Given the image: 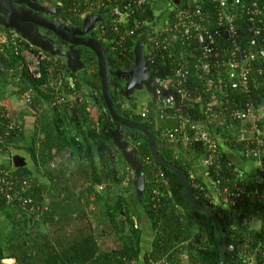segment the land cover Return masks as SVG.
Masks as SVG:
<instances>
[{"label":"built area","instance_id":"obj_1","mask_svg":"<svg viewBox=\"0 0 264 264\" xmlns=\"http://www.w3.org/2000/svg\"><path fill=\"white\" fill-rule=\"evenodd\" d=\"M154 1L71 0L68 9L81 18L99 15L97 40L124 65L134 64V46L143 41L149 75L160 89H156L154 102L150 99L149 103L137 104L134 111L152 125L160 141L176 147H196L204 153L201 165L206 172L212 171L208 184L197 182L192 170L188 178L198 196L210 203L216 198L229 209L250 195L264 197V99L258 101L255 96L260 79H264V0H182L174 6L168 2L169 10L157 22L143 16ZM43 69L47 81L40 85L41 91L53 93V106H68L80 120L98 92L77 88L73 81L69 92L59 90L57 85L68 76L58 57L0 26V73L19 76L25 70L30 77L40 79ZM54 75H58L55 87L50 83ZM35 93L29 87L25 94L27 105H33ZM4 117L9 121L2 140L23 127L8 112ZM221 144L239 147L244 158L259 163L261 174L246 176L235 168L237 177L232 187L229 183L222 186V181L230 180L221 174ZM146 162L151 164L147 159ZM132 176L133 173L127 179ZM158 181L165 182L163 172L158 173ZM257 185H262L260 190ZM30 188L29 181L13 168L0 167V197L16 215L38 210L32 197L25 194ZM160 188L158 184L153 189L154 201L161 199ZM230 231L226 252L232 263L264 264V236L240 237Z\"/></svg>","mask_w":264,"mask_h":264},{"label":"trees","instance_id":"obj_2","mask_svg":"<svg viewBox=\"0 0 264 264\" xmlns=\"http://www.w3.org/2000/svg\"><path fill=\"white\" fill-rule=\"evenodd\" d=\"M61 1L65 5L70 6L71 0ZM167 1L171 6H174L169 0ZM152 5L147 6L143 16L150 20L154 18L157 22L161 14L159 12L156 13ZM205 7L208 11H211L208 2H205ZM79 11L83 12V9ZM132 43L133 41L130 42V46H133ZM61 63L63 71L65 70L66 74L74 76L73 73L71 74L67 70L65 63L63 61ZM92 67H95L94 74L91 77H87L86 74L81 75L80 82L89 89H94L98 92V97L95 98V101L104 107L106 117L110 118L101 96L96 64L94 63ZM2 77H6V75L0 73V79ZM46 81L47 73L44 69L40 79L30 77L25 70L19 75L17 83L21 86V89L19 88L21 94L27 93L29 87L35 89L36 93L34 94L32 105L35 110H37L35 102L41 106L44 101L50 100L53 96L51 93L41 91L40 85ZM79 83L75 84L77 88L81 85ZM255 96L258 101L264 99V79L262 78L259 81L258 90L255 91ZM113 99L115 101V98ZM58 108V106H55L53 110L58 111ZM134 108L135 105L129 110L119 109V112L124 118L134 122H141L140 116L132 111ZM81 109H84V106ZM62 111L69 117L67 118L73 127L90 124L89 111H85L84 114L82 110L84 115L80 120H77L73 110L69 109L68 106L63 105ZM7 112L9 114L13 113L8 99L4 97L3 102L0 103V140L2 138L5 139V129L9 118H5L4 115ZM13 118L21 123L15 117ZM48 123L49 126L45 127V130H50L49 135L45 137L48 142L45 147L48 153L40 150L41 153L38 155L34 139L27 146L18 145L24 136L23 127L21 130H13L6 137V140H2V143H0V156L7 155L12 159L14 149L26 152L25 154L29 157L32 168H17L7 164L1 167L13 168L17 175L29 181L31 188L25 194L32 197L35 207H39L33 213L21 212L16 215L4 198L0 197V210L6 214L5 218L8 221L7 227L9 228L6 239L0 240V264L2 260L9 258H15L16 264H133L134 261L139 259L140 255L141 231L139 227L135 226L127 195L121 191V188L126 191L130 189L134 178L127 179V176L133 171L126 164L120 151L116 149L112 142L113 122L111 121L112 128L104 135L98 134L92 127V129L89 128V133L92 137L91 141L80 142L72 139L73 142L68 143L70 145L64 143L67 142L68 137L67 140H63L66 135L63 131H60V128L64 126L61 118H56V115L52 114ZM143 123L153 130L152 125L148 121ZM122 135L123 138L127 139L130 136H134L133 145L137 148L142 163L145 177V194L142 199L143 216L148 218L155 233L161 226L164 229L162 233L156 234L153 241V249L145 257V262H148L149 259L156 262L168 255V260L172 264H177L174 263L173 257L180 254L183 248H177L175 251L172 250V252L171 249L174 246V242L183 233L180 231L181 223L179 222L181 210L190 218L184 224L186 226L185 239L190 235L193 222L197 220L201 222V233L196 234L189 241L188 249L194 250V245L201 243V236H205L208 239L204 245L205 248L200 249L198 255L191 254L189 256L191 264H218L219 251L210 218L192 209L186 199L183 185L174 173L154 165L144 135L138 131L126 128L122 130ZM55 138H59L61 141L58 142V139ZM73 148L83 151L89 157V165L85 166L81 163L70 167L66 162L62 161L57 162V164L52 163L55 157L62 155L66 151L70 153L69 155H73ZM236 148L239 149V147ZM157 149L162 159L184 170L188 178L192 162L201 161L204 156V153L196 147L183 148L170 145L158 146ZM113 153H115V156H113ZM176 154L177 157H175ZM38 156L42 158L41 162H38ZM95 158L97 163L94 161ZM146 159L151 164H148ZM219 164L221 165V174L225 179L230 180V182L222 181L221 185L224 186L229 183L232 187L234 179L237 177L234 170L235 166L225 159V156H223ZM159 172L165 174V182L158 181ZM207 172L210 175L212 171L210 169ZM258 173L261 174L257 168L251 175L255 176ZM158 184H161L160 190L163 189L159 202L152 199L153 189ZM84 185H86L85 188L79 190L78 193L75 192V190ZM99 186H102V189H98ZM261 186L257 185V188L260 190ZM193 193L200 200H204L194 190ZM90 202L91 205H89ZM154 204H156L155 207ZM97 210H100V213H97ZM224 210L226 217L223 222L225 226L227 225L228 241L230 230H233L240 237L251 234L257 239L263 238L264 197L258 198L255 194L250 195L232 209L233 211L237 210L238 213H234L231 209L230 211ZM237 214L247 217L256 214L261 221V227L258 231L249 230L247 226L239 228L238 224L243 221V218L237 221V224L234 225L233 223V225L228 226V222L232 220L231 217H237ZM30 219L32 222H30ZM98 220L100 223L97 225L95 223V226L93 223ZM126 228L128 235L124 232ZM101 236H104V242L110 238L108 243H104L108 248L107 250L101 249L102 244L99 242ZM224 264H237V262L232 263L230 255L227 253Z\"/></svg>","mask_w":264,"mask_h":264},{"label":"water","instance_id":"obj_3","mask_svg":"<svg viewBox=\"0 0 264 264\" xmlns=\"http://www.w3.org/2000/svg\"><path fill=\"white\" fill-rule=\"evenodd\" d=\"M170 2L179 5L182 0H170ZM51 15H53V11L49 6L37 4L32 0H0V26L7 30H14L46 54L60 58L71 73L83 72L86 67L82 61L80 50L76 47H83L94 55L97 63V75L100 80L101 96L108 116L114 124V129L111 132L112 142L135 174V179L131 185L133 201L138 204L141 203L145 194V177L138 150L132 145L135 139L133 136L124 139L122 135L124 128L138 131L145 136L154 165L174 173L182 183L186 199L192 209L210 218L219 251L218 264H224L227 254V232L223 222L224 216L220 215L222 208L195 196L185 171L161 158L158 153V146H170V143L160 141L147 124L131 121L124 118L119 112L121 106L115 103L112 95V89L119 87V85L115 84L110 77L111 64L115 60L111 54H108L107 48L90 34L93 25L100 21L101 17L99 15H87L80 27H73L68 26L66 22L53 21L47 17ZM56 39L59 40V44L55 41ZM67 45L69 46L65 49ZM134 56L133 67L124 70L126 78L123 92L127 94L133 90H145L151 95V101L154 102L157 97L156 89L160 88L149 75L142 40L135 44ZM162 94L166 96L167 93L163 91ZM12 162L17 168H32L29 157L21 150H13ZM243 217L245 216L241 215L237 220H241ZM30 222H32L31 219ZM3 263L15 264L16 259H4Z\"/></svg>","mask_w":264,"mask_h":264},{"label":"crops","instance_id":"obj_4","mask_svg":"<svg viewBox=\"0 0 264 264\" xmlns=\"http://www.w3.org/2000/svg\"><path fill=\"white\" fill-rule=\"evenodd\" d=\"M59 60L62 62L60 58ZM94 71H95V67H91V70H90L91 73H88L87 77H91V75L94 74ZM80 76L81 75L74 73V76L67 77L66 81H63L64 85L63 83H60L57 85L58 89L61 91L64 90L66 92H69L68 87H70L72 81L74 82V85L79 83L80 78H81ZM79 84L82 85V86L80 85V87H83L88 91L90 90L85 84H82L81 82ZM23 97L18 87H13L12 91H10V93H6L5 95V98L8 99L9 104L11 106V110L14 112V114L16 115V113H18L20 116H22L20 119V122L24 129V132H23L24 136L19 141L18 145L27 146L31 144L32 142L30 143V141L34 139L33 141H34L35 147L37 148L38 155L39 153H41L40 150L44 151L45 153H48L47 148H45L46 145L48 144V142L46 141L47 139L45 137L49 135L50 130H45V127L49 126L48 122L52 114H55L56 118H61L62 124L64 126L60 128V131H63L64 134L66 135V137L63 140L65 139L67 140V137H68L67 142H64L66 145H70L68 143H71L72 139L75 140L76 138L80 142L82 141L84 142L88 140L91 141L92 137L89 131L90 129H92V127L95 129V131L98 134H102V135H104L109 129L112 128L110 118L108 117L105 118L103 116L100 119H98V116H99L98 110L100 109V107H99V103H96V101L92 105L90 103L88 105V108L86 109L87 111L90 112V116H89L90 124L87 123L86 125H83L80 127H73L68 120L69 117L66 115V113H63L62 105H57L59 107L58 111H54L52 108V109H47L49 112H44L43 111L44 107L42 105H44V103H46L47 101H44L41 104V106H39L38 103L35 102L34 104H36V109H37L35 110L32 108V106H29L25 103V98L23 99ZM141 101H144V100L140 99L139 101L140 104H141ZM93 120L96 121L95 124H93L92 122ZM55 139H58L57 140L58 142L61 141V139L59 138H55ZM221 149H222L223 155L225 156V159L230 161L235 166V168L243 171L247 176L253 174L256 171V169L259 167L258 162H256L253 159L244 158L241 155L239 149L237 148L230 147L226 144H221ZM21 151L23 153H26L24 152V150H21ZM73 153H74L73 155H69L70 153L66 151L62 155L55 157L52 163L57 164V162L62 161V162H66V164H68L70 167L71 166L74 167V165H78L81 163L84 164L85 166L89 165L90 159L84 154L83 151H80V150L78 151V150H75V148H73ZM37 159H38V162H41L42 158L38 156ZM94 161L97 163L96 158ZM6 164L8 166H12V167L14 166L11 158L8 157L7 155L3 156V158L0 159V167ZM191 170L194 173V176L196 177L197 182H200L204 185L208 184L209 179H210L208 177V172H206L205 169L202 167L200 161L192 162ZM85 187L86 185L75 190V192L78 193L79 190H82V188H85ZM212 203L215 206H219L220 208H222V212L220 213L221 216H225V213L223 212L224 209H225L224 211H227V210L230 211V209H228L229 207H226L223 204H220L216 198L214 199V202ZM241 215L242 214H239L237 216L239 217ZM238 217L236 218L238 219ZM142 219H143V224L139 226V229L141 231L140 249H141L142 256L141 254L139 255V259L136 260L137 264H142L141 260H143L144 257L148 256L151 253L153 249V240L155 238L154 237L155 231L151 227L148 218L143 215H140L139 223L141 222ZM260 227H261V221L256 216L254 220V228L259 229Z\"/></svg>","mask_w":264,"mask_h":264},{"label":"rangeland","instance_id":"obj_5","mask_svg":"<svg viewBox=\"0 0 264 264\" xmlns=\"http://www.w3.org/2000/svg\"><path fill=\"white\" fill-rule=\"evenodd\" d=\"M152 3H153V9H154V11H156V13L159 12L162 15L165 14L166 11H168L169 10V7H170V5H169V3H168L167 0H155ZM64 75H65V77L67 76V74H65V73H64ZM57 78H58V75H54L52 77L51 81H50V83L52 84L53 87H55V83H56V79ZM17 81H19V76H6V77H2L0 79V103L3 102V99H4L5 95H6V93H10V91H12L13 87H18V88L21 89V86H19V84L17 83ZM63 81H66V80L64 79ZM63 81L61 83H63V85H64V82ZM25 93L26 92H24L22 94V97L25 95ZM51 94H53V93H51ZM135 97H137V99L135 101V104H140V102H139L140 99L144 100V101H141V103H144V104L147 103L148 100H149L148 93H146L145 90H142L139 94L137 92L136 95H135ZM24 98H25V96L23 97V99ZM53 103H55V101H54V94H53V96H52V98L50 100H48L46 103H44V105H42L44 107L43 108V111L44 112H49L47 109H52L53 107H55V106H53L54 105ZM99 107H100V109L98 110L99 116L97 115L98 116V119H100L103 116L106 118L104 107L101 106L100 104H99ZM129 107H130V105H128L125 109H128ZM10 115L12 117H15L19 121H20V119L22 117L18 113H16V115H15L14 112L13 113H10ZM92 122H93V124L96 123L95 120H93ZM1 158H3V156L0 157V159ZM132 177L134 178V174H133ZM134 179H133V181H134ZM131 185H130V189H128L127 191L125 189H122V188H121V191L124 194L127 195L128 202L130 204V208H131V212H132L131 215L133 216V220L135 222V226L136 227H139L140 225L143 224V219L139 223L140 215H144V212H143V202H142V199L143 198L141 199V203L140 204H138V203H136V202L133 201V189H132ZM102 186H99L98 189H102ZM161 190H162L161 193L163 194V189H161ZM89 205H91V202H90ZM90 208H92V206H90ZM231 211H233V210L231 209ZM180 212H181V219L179 221L181 223V225H180L181 226L180 227V231H182L183 233H182V235L179 236L178 240L174 242V246L171 249V252H172V250L175 251L177 248H183V250L181 251L180 254L175 255L173 257L174 263H177V264H191L190 259H189L190 258L189 256L191 254L198 255V251L200 249L205 248L204 245L207 243L208 239L205 236H201V238H200L201 243L199 242V243L195 244L194 245V247H195L194 250H189L188 249L189 248V246H188L189 241L192 240V238L196 234L201 233V231H200L201 222H200V220H197V221H194L193 222V227H192V229L190 231V235H189V237L187 239H185V237H186L185 236V234H186V226L184 224H186L190 218H189L188 215H186V213H183L181 210H180ZM233 212L234 213H238L237 210H234ZM97 213H100V210H97ZM5 215L6 214L4 213V211H1L0 210V240L1 239L2 240L6 239L7 232L9 230V228L7 227V222L8 221L6 220ZM237 215H239V214H237ZM254 216L256 217V214L253 215V216H249V217H244L243 218L245 220H243L242 223H246V226L248 227L249 230L255 229L254 228V220H255V217ZM231 218H232V221L234 222V225L237 224V221H238L237 218L235 216H232ZM95 223L97 225L98 223H100V221L98 220V221L94 222L93 224L95 225ZM231 228H233V227H231ZM162 230H164L163 229V226H161L160 228H158L157 232L154 234V237L156 236V234L162 233ZM124 232H125V234L128 235L127 228H126V230H124ZM103 238H104V236H101L100 239H99V242L102 244V248L101 249L102 250H107L108 248L106 247V245L104 243H108V240L110 238H108L106 240V242H104ZM140 254H141V249H140ZM141 256H142V254H141ZM167 257H168V255L165 256V257H163V258H161L160 260H158L156 262L153 261V260H150V259L148 260V262H145V257H144L143 260H141V262H142V264H172L171 261H169ZM133 263L137 264L136 261H134ZM240 264H242V263H240Z\"/></svg>","mask_w":264,"mask_h":264},{"label":"flooded vegetation","instance_id":"obj_6","mask_svg":"<svg viewBox=\"0 0 264 264\" xmlns=\"http://www.w3.org/2000/svg\"><path fill=\"white\" fill-rule=\"evenodd\" d=\"M32 1L37 3V4H40V5L49 6L50 9L53 11V15L47 16V17L51 18V20H53V21L66 22L68 24V26L70 25V26H73V27H80V25L82 24L83 19L85 18V17L81 18V17H77V16L72 15L70 13L69 9H68V6L65 5L64 2L58 3V1H56V0H32ZM24 8L26 9V7H24ZM96 26H97V23H95L93 25V28L91 29V33L90 34H91L92 37L97 39ZM55 41L57 42V44L60 43L59 40H57V39ZM68 46L69 45H67L66 47L64 46L65 49H67ZM104 47L107 48L108 54L113 55L107 46L104 45ZM76 48L78 50H80L82 61L86 65L85 70L83 72H78L77 74L78 75H83V74L87 75L88 73H91L90 70H91V67L94 65V63L97 66L96 59H95L94 55H92V53L89 50H87V49H85L83 47H80V46H78ZM114 60L115 61L111 64L110 77H111V79H113L115 84L119 85V87H114L112 89V95H113V98H115V103L120 104L121 107L119 109H122V110H126L125 108L128 105H130L128 110L133 105H135V108H136L137 104H135V101H136L137 97H135V95H136L137 92L139 94L141 91L133 90V92H130V93H127V94H125L123 92L124 80L126 78L124 70L132 68L133 65L132 64L124 65L123 62H120L116 58H114ZM88 61H90V62H88ZM67 76L71 77L68 74H67ZM148 98H149V100H148L147 103H149V101L151 99L149 96H148ZM135 108L132 111H134ZM134 113H135V111H134ZM143 122H145V121L142 120L140 123H143ZM124 139H127V138H124ZM133 147H135V146L133 145ZM134 178H135V174H134ZM225 217H226V214H225V216L223 218L224 220H225ZM233 223L234 222L231 220L230 222H228V226L233 225ZM226 227H227V225H226Z\"/></svg>","mask_w":264,"mask_h":264},{"label":"clouds","instance_id":"obj_7","mask_svg":"<svg viewBox=\"0 0 264 264\" xmlns=\"http://www.w3.org/2000/svg\"><path fill=\"white\" fill-rule=\"evenodd\" d=\"M132 144H133V142H132Z\"/></svg>","mask_w":264,"mask_h":264}]
</instances>
